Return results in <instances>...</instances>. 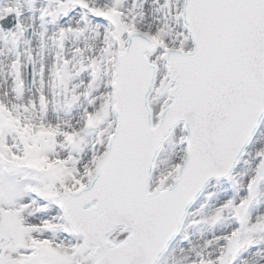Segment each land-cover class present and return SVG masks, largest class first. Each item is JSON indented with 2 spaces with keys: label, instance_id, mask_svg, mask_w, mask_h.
<instances>
[{
  "label": "snow or ice",
  "instance_id": "obj_1",
  "mask_svg": "<svg viewBox=\"0 0 264 264\" xmlns=\"http://www.w3.org/2000/svg\"><path fill=\"white\" fill-rule=\"evenodd\" d=\"M0 264H264V0H0Z\"/></svg>",
  "mask_w": 264,
  "mask_h": 264
}]
</instances>
